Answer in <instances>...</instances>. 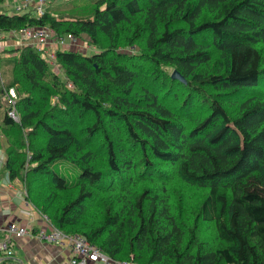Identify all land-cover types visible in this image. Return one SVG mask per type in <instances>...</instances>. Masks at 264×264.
<instances>
[{
	"label": "trees",
	"instance_id": "obj_1",
	"mask_svg": "<svg viewBox=\"0 0 264 264\" xmlns=\"http://www.w3.org/2000/svg\"><path fill=\"white\" fill-rule=\"evenodd\" d=\"M6 1L0 33L48 27L94 50L58 49L53 64L32 45L0 51L3 169L48 224L114 261L264 264V0L49 3L42 16Z\"/></svg>",
	"mask_w": 264,
	"mask_h": 264
},
{
	"label": "built area",
	"instance_id": "obj_2",
	"mask_svg": "<svg viewBox=\"0 0 264 264\" xmlns=\"http://www.w3.org/2000/svg\"><path fill=\"white\" fill-rule=\"evenodd\" d=\"M47 1L48 0H19V2H17L18 5L14 6V10L19 12L31 10L34 15L42 16ZM15 34L20 38L21 45H32L42 54V57L51 64H53L55 51L68 48L74 41V37L71 34L56 37L54 32L48 27H25L15 32ZM4 48L3 34L0 33V51ZM50 60H52V62H50ZM9 95L12 99L15 98L13 90L9 91ZM11 105H14V101H11ZM8 115L15 122H18V117L14 108L8 111ZM46 223L48 224L47 221ZM49 227V233L37 231L35 237L38 240L56 246L66 243L71 252V257L66 264H134L132 261H114L104 255V253L95 246L91 245L85 238L77 235H66L51 225H49ZM25 235H27L25 227H21L17 225V223H10L7 226L5 235L0 240V264H19L14 256V241Z\"/></svg>",
	"mask_w": 264,
	"mask_h": 264
},
{
	"label": "crops",
	"instance_id": "obj_3",
	"mask_svg": "<svg viewBox=\"0 0 264 264\" xmlns=\"http://www.w3.org/2000/svg\"><path fill=\"white\" fill-rule=\"evenodd\" d=\"M6 11L14 5L6 4ZM21 13H32L23 10ZM5 48L17 49L21 47L17 34H3ZM64 50H71L68 48ZM5 155L0 153V240L5 235V229L10 223H17L25 227L27 235L14 241L13 251L19 264H66L71 252L66 243L56 246L35 237L37 231L49 233L50 227L46 220L25 199L23 185L19 181H11L4 171Z\"/></svg>",
	"mask_w": 264,
	"mask_h": 264
},
{
	"label": "rangeland",
	"instance_id": "obj_4",
	"mask_svg": "<svg viewBox=\"0 0 264 264\" xmlns=\"http://www.w3.org/2000/svg\"><path fill=\"white\" fill-rule=\"evenodd\" d=\"M94 1L95 0H48L44 9L48 6L49 3H51L50 7L69 6L71 8L73 14L76 12L77 13H83V14H90ZM6 2H7V5H10V7H11L12 5L17 6L18 5L17 2H19V0H7ZM4 8H6V5L4 6ZM12 11L13 10L10 9L9 13H11ZM69 49H71L73 51H80V52L87 53V54L94 51V50L89 48L86 37H83L82 39H78V40H76L74 38L73 44L71 46H69ZM128 50L131 51V49H128ZM50 62H52V60H50ZM2 65H3V60L1 58L0 59L1 69L3 68ZM54 67L55 68H53V71L56 72L58 68L55 64H54ZM59 76L61 77V79H63V73L61 70H59ZM3 101L5 102V104H7V103L9 104L7 95H4V97L2 99L0 97V103L2 105H3ZM0 153L2 155H5L3 148L0 149ZM53 168H55V170L58 174H60L64 178H67L68 181L76 180V177L79 174V170H77L76 168H74L70 165H67L65 163L58 165V167L54 165ZM23 193L25 195L24 188H23ZM29 206L32 207L34 210H36L47 221L46 217L43 216L32 204L29 203ZM209 231L210 230H204V231H202V233L204 236H207V232H209ZM77 236H80V235H77ZM129 257L132 259L133 255L130 254Z\"/></svg>",
	"mask_w": 264,
	"mask_h": 264
},
{
	"label": "water",
	"instance_id": "obj_5",
	"mask_svg": "<svg viewBox=\"0 0 264 264\" xmlns=\"http://www.w3.org/2000/svg\"><path fill=\"white\" fill-rule=\"evenodd\" d=\"M171 78L173 80H178V81L183 82V83L185 82L184 78L177 71H173L171 73Z\"/></svg>",
	"mask_w": 264,
	"mask_h": 264
}]
</instances>
